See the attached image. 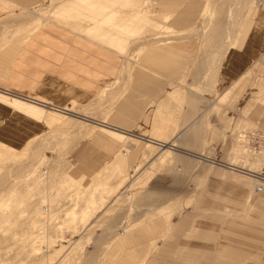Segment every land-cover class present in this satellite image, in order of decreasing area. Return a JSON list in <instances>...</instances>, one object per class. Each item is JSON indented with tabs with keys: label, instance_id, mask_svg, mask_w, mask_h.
<instances>
[{
	"label": "rangeland",
	"instance_id": "obj_1",
	"mask_svg": "<svg viewBox=\"0 0 264 264\" xmlns=\"http://www.w3.org/2000/svg\"><path fill=\"white\" fill-rule=\"evenodd\" d=\"M60 1L0 18L1 52L7 43L34 44L46 16L61 14L53 11ZM261 1L93 0V30L117 27L131 42L124 50L113 46L123 62L105 85L75 99L63 85L57 100L0 88V264H264V245L246 243L242 234L252 230L244 225L252 226L264 191V140L251 132L264 125L247 120L246 107L256 101L241 83L245 71L229 85L233 68L226 64L257 24ZM166 3L171 12L161 11ZM134 6V19L116 20ZM259 35L248 44L251 53L264 51ZM259 59L247 70L257 75ZM175 62L182 67L168 71ZM151 77L161 83L147 85ZM145 87L144 106L143 94L120 102ZM142 106L145 115H168L156 111L153 119L157 130L170 121L166 139L110 122L131 123L126 114ZM100 129L123 139L117 151L106 154ZM217 180L220 202L202 196Z\"/></svg>",
	"mask_w": 264,
	"mask_h": 264
},
{
	"label": "crops",
	"instance_id": "obj_2",
	"mask_svg": "<svg viewBox=\"0 0 264 264\" xmlns=\"http://www.w3.org/2000/svg\"><path fill=\"white\" fill-rule=\"evenodd\" d=\"M73 2L80 6L86 3L87 7L76 8L73 4L67 3L64 0L56 2L53 11L59 7L61 14H49L46 16V24L35 31L31 39H34L35 42L34 44L31 43V46L27 47L29 43L18 45L17 47L10 43L2 46L3 52L0 50V77L1 74H4L3 71H5V83L3 84L4 81L0 80V88H6L25 96L40 99L48 96L53 100H57L61 98L64 85L67 87V90L63 91V93L68 94L70 99H75L79 96L92 97L101 86L108 82L109 78L113 77L116 69L121 68L123 60L119 58V53L117 54L118 51L113 46L121 47L124 50L127 43L131 44V42H125V30L119 31L117 27L115 30L104 25L93 30V0L79 3L73 0ZM41 3L42 0H0V18L12 14L16 9L31 10L37 8ZM176 4H179V2H176ZM136 7L134 6L127 14L118 15L116 20H122L125 23V21L131 20V17L134 19ZM172 8L166 3V6H162L161 11L171 12ZM67 10L71 11V16L68 19L64 15ZM254 15H256V20L258 21L257 24H255V20L251 23V27L244 34L243 44L235 46L236 50L231 51L227 56L226 64L228 63L233 68L232 75L228 77L229 80H232H228L229 85L238 74L245 71L242 75L243 79L241 83L245 86H250V91L257 102H254L252 105L248 103L247 106L251 107H246V111L250 110L246 113L250 115L249 118L247 117V120L248 122L264 125V51L262 52L261 46L255 53H251L248 50V44L256 33L260 34L258 36L260 43L264 45V0L261 1L260 6L254 11ZM258 44L259 42L256 40L254 41V45L250 44V46L254 48ZM13 48L16 49V53L15 50L12 51ZM175 50H180V48L176 47L173 51ZM22 54L24 57H22ZM254 55L260 58L258 60L259 69L257 75L253 71H248L253 58H255ZM2 61H5V63ZM143 66L160 73L159 69L161 68L152 67L144 63ZM181 67L182 63L178 62H175L174 65H166V69L171 72L175 71V68L179 69ZM8 69L11 70L9 73L7 72ZM157 82L161 83V80L152 78L147 85H156ZM149 88H136L132 94L124 95L120 99V102L127 96H130L132 101H137L143 94L142 105L144 106L147 93L151 90ZM59 92L60 94H58ZM143 106L137 114L132 112L126 114L132 120L131 123L129 120L128 124H124L122 123L124 121L120 119L110 120V122L121 126L126 131L138 134V136L142 134L149 137L153 136L156 140H158L157 138L166 139L170 130V121L165 122L166 126L164 129L157 130L153 127V119L156 111H159L164 116L168 115L162 113L159 109H153L151 115H145L142 112ZM117 107V110L115 109L114 113L109 115V119L112 116L114 117L115 113L118 112ZM161 122L158 125H161ZM140 128H144L145 130H141ZM100 130L103 135L106 134L110 138L105 139L103 135L96 137L98 142L101 137L104 139L103 142H107L103 144V146H107L106 154L117 151L123 139L114 137L105 131V129ZM161 142L155 143L159 145ZM137 156V153H133L130 160L131 165L135 163ZM217 182L218 180L213 182V184L209 183L211 187L207 189V195H201L203 197H213L214 201L220 202L219 195L222 187L221 183ZM219 204L210 208L213 211H217ZM256 204L251 215L252 220L249 221L252 226L248 222L244 225L245 228L250 227L252 230L250 231L249 228H246L247 230H244L242 234L250 241L246 243L264 245V191L260 193ZM230 210H232V207ZM254 238H257V240H254Z\"/></svg>",
	"mask_w": 264,
	"mask_h": 264
},
{
	"label": "built area",
	"instance_id": "obj_3",
	"mask_svg": "<svg viewBox=\"0 0 264 264\" xmlns=\"http://www.w3.org/2000/svg\"><path fill=\"white\" fill-rule=\"evenodd\" d=\"M251 132H253L257 138H263V140H264V132L263 131H251ZM245 133H246L245 135H246L247 139H249L248 138L249 137V135H248L249 131H246ZM258 188H259V186H258Z\"/></svg>",
	"mask_w": 264,
	"mask_h": 264
},
{
	"label": "bare ground",
	"instance_id": "obj_4",
	"mask_svg": "<svg viewBox=\"0 0 264 264\" xmlns=\"http://www.w3.org/2000/svg\"><path fill=\"white\" fill-rule=\"evenodd\" d=\"M252 1L255 2V0H252ZM253 45H254V44H253ZM55 113H56V112H55ZM57 114H58V113H57ZM64 116H65V115H64ZM62 118H63V117H62ZM58 120H59V119H58ZM175 142H176V141H175ZM147 144H148V146L151 145V143H150V144L147 143ZM159 145H161V144H159ZM149 147H150V146H149ZM168 150H169V149H167L166 151L168 152ZM162 153L164 154L165 151H163ZM124 155H127V153H124ZM161 155H162V154H161ZM204 159H205V160H211L210 155H209V154H206L205 157H204Z\"/></svg>",
	"mask_w": 264,
	"mask_h": 264
}]
</instances>
